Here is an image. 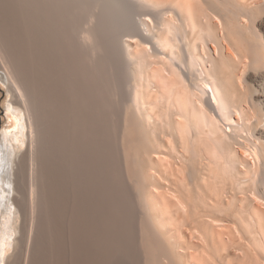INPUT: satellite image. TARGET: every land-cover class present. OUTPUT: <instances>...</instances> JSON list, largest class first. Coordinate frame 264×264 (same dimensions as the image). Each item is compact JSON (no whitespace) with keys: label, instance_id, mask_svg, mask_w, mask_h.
I'll return each instance as SVG.
<instances>
[{"label":"bare ground","instance_id":"bare-ground-1","mask_svg":"<svg viewBox=\"0 0 264 264\" xmlns=\"http://www.w3.org/2000/svg\"><path fill=\"white\" fill-rule=\"evenodd\" d=\"M0 8L56 152L57 264H264V0ZM0 73L14 93L2 58ZM17 94L0 132V264L17 248L16 164L32 135Z\"/></svg>","mask_w":264,"mask_h":264},{"label":"rangeland","instance_id":"rangeland-1","mask_svg":"<svg viewBox=\"0 0 264 264\" xmlns=\"http://www.w3.org/2000/svg\"><path fill=\"white\" fill-rule=\"evenodd\" d=\"M2 10L3 9L0 10V28H1L0 29V58H2L4 62H7L10 65L11 72H13L12 77H14L13 81H15L16 83H14L15 91L14 93H12L8 87L7 78L4 77L2 73H0V132L5 127H8V126L11 127L14 124V120L11 117L10 112L7 110V105L11 104L12 106L11 100L13 99L14 96H16L17 92H18L17 97H15L14 99L18 100L19 103L20 102L23 103L24 101L25 102L29 101L27 102V104L29 105L31 110L34 112V113L32 112V120H31V134L32 135L30 138V144L28 143V145L31 148L29 146L23 147V149L20 152L18 162L16 164L15 185L17 189L16 191L17 195L15 194V200L20 209L19 211L20 218L18 220L19 221L18 222V226H19L18 238L19 239L17 242V248L14 250L12 249L10 251L11 259L10 258L8 259L7 264H52V263L57 264L58 262L57 253H55L57 252L56 250L57 244H56V221H55L56 216L54 213L55 212L54 205H55V193H56L55 186H57L58 184L56 183V180L58 179L56 178L57 176H56V166L54 164L55 162L53 163L54 158H55L53 157L54 152H55L54 144L52 140L51 131H49L48 134H46L45 136L41 133V130H40V126H39L40 124L38 120L39 118L36 114L37 113L36 111L38 110L36 109L38 108L37 85H36V81H34L35 70H33L34 68L32 67V63H31L32 61L30 58H27L28 56L23 54L22 51L20 50V47L18 44L19 43L18 38L16 35H13L14 34L13 31L6 29V22H5L6 16L4 15L5 12L4 11L2 12ZM13 42L14 43L18 42V43L14 44ZM11 48L14 50H12ZM10 55L12 57H10ZM27 60H30L31 62ZM17 72L18 73L20 72V73L17 74ZM22 93L23 95H25V97L22 95ZM20 94L21 96H19ZM37 124L39 127L37 126ZM21 205L22 207H20ZM67 223L68 222L66 221L65 228L67 230L65 229L66 231L65 241H66V246H69V242H71V239L69 237ZM21 244L22 246H20ZM44 256H46V258H44ZM66 260L70 264L69 255Z\"/></svg>","mask_w":264,"mask_h":264}]
</instances>
